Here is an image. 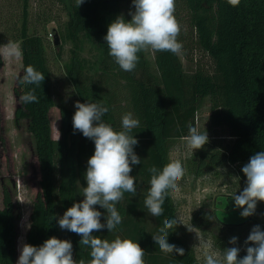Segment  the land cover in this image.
Wrapping results in <instances>:
<instances>
[{"label":"trees","instance_id":"16d2710c","mask_svg":"<svg viewBox=\"0 0 264 264\" xmlns=\"http://www.w3.org/2000/svg\"><path fill=\"white\" fill-rule=\"evenodd\" d=\"M28 1L23 0L19 34L22 76L32 65L45 79L39 87L21 85L19 80L15 87V118L30 121L28 132L36 143L37 192L26 243L39 247L53 236L66 239L73 245V258L87 262L90 249L80 245L79 235L60 229L58 219L73 203L81 201L79 184L86 186V161L95 146L82 133L74 132V113L66 106L60 107L61 137L53 136L51 111L56 101L51 72L44 39L28 33ZM131 1L85 0L77 7L76 0H60L69 17L65 37L73 46L66 68L81 102L106 106L103 120L114 130H122V117L129 112L140 122L130 133L138 140L134 152L141 159V164L132 166L136 193H124L116 205L123 221L115 230L104 228L93 235L109 241L120 236L138 242L145 250L147 264H199L194 251L179 237L177 226L170 230L168 242L182 247L183 256L164 254L153 240L165 219L177 220V210L170 190L163 215L154 217L155 224L149 227L150 213L144 205L151 179L148 168L155 165L162 169L169 162V142L189 134V126L195 127L196 114L208 99L212 126L227 128L234 138L227 150V162L236 166L240 179L246 181L243 166L251 156L264 151V0H241L237 7L227 0H175V14L185 12L199 49L213 60V73L202 68L187 70L179 54L154 51L151 57L149 50L138 53L134 71L122 70L109 55L104 37L109 24L123 15L121 4ZM30 90L39 102L21 103L19 97ZM95 207L102 213L101 222L106 223V210ZM16 209L7 190L0 210V264L18 261ZM260 227L264 230V225ZM239 255H246V248Z\"/></svg>","mask_w":264,"mask_h":264},{"label":"clouds","instance_id":"9594fccd","mask_svg":"<svg viewBox=\"0 0 264 264\" xmlns=\"http://www.w3.org/2000/svg\"><path fill=\"white\" fill-rule=\"evenodd\" d=\"M85 0H76L79 7ZM228 4L237 7L241 0H227ZM134 11H129L130 20L123 15L117 16L107 29L104 40L109 55L124 71L132 72L138 62V53L151 49L155 52L180 54L183 44L178 40L181 25L175 16V0H132ZM3 55L9 59L19 58L21 51L9 41L3 45ZM45 75L29 65L24 69L21 85L41 86ZM23 104L39 102L34 90L25 92L19 97ZM76 111L72 118L73 129L94 142L95 150L87 161L84 174L86 187L82 188L83 199L73 203L58 219L60 229L68 230L81 237L80 245L90 249L91 259L77 261L73 258V245L69 240L55 236L46 239L39 247L24 243L20 248L17 264H146L145 250L136 241L116 236L113 240L102 239L93 235L107 228L112 232L123 221L116 205L124 198V193H136V180L133 165L141 164V159L134 152L138 140L131 135L139 127V120L131 112L123 115L122 130L104 122L103 117L108 108L101 103H75ZM190 151L199 150L208 143L206 132L201 133L196 127L189 126V134L184 137ZM151 173L150 188L144 205L153 217L163 215V205L169 191H179V182L185 175V169L179 159L170 160L158 169L155 165L148 168ZM246 187L232 200L235 207L242 209L240 215L247 218L256 214L257 203L264 202V151L250 157L243 166ZM106 210V223L101 222L102 213L95 206ZM179 224L176 219H165L152 235L153 240L164 254L180 256L185 254L182 247L168 242L170 230ZM237 237H232L230 244H237ZM246 255L240 258L241 249L237 246L216 251L210 241L201 240L200 247L204 264H264V230L254 226L248 235L245 245Z\"/></svg>","mask_w":264,"mask_h":264},{"label":"rangeland","instance_id":"374dc122","mask_svg":"<svg viewBox=\"0 0 264 264\" xmlns=\"http://www.w3.org/2000/svg\"><path fill=\"white\" fill-rule=\"evenodd\" d=\"M28 5V33L41 36L45 42L56 101V107L51 111L53 136L58 139L62 126L60 107L66 106L75 113V103L81 102L66 68L73 48L65 37L69 17L60 0H29ZM121 6L123 15L131 19L132 1L123 2ZM175 16L181 25L178 40L183 44V50L179 56L185 68H202L213 73V60L199 49L185 12ZM22 23L23 0H0V210L4 208V194L8 190L17 208L18 258L22 244L26 243L32 202L37 192L34 173L37 163L33 156L36 143L28 132L30 121L15 118L18 105L15 87L22 76L19 40ZM53 29L56 33H52ZM55 34L59 36L58 46L54 44ZM9 41L20 49L19 58L9 59L3 55V45ZM149 53L154 57V51L149 49ZM210 107L211 103L206 99L195 117V127L208 135V143L203 148L190 151L184 138L169 142V161L179 159L185 169L179 191H172L179 222L177 232L194 251L199 264H204L201 240L212 242L216 251L233 246L244 250L251 229L264 225V202H258L256 214L247 218L240 215L242 209L235 207L232 197L246 187V181L240 179L237 167L227 162V150L234 138L229 136L227 128L212 126ZM83 187L80 183V200L83 199L80 195ZM209 217L211 220L207 219ZM147 219L149 227L154 226L155 219L151 214ZM232 237L238 238L236 245L229 243Z\"/></svg>","mask_w":264,"mask_h":264},{"label":"water","instance_id":"95a60500","mask_svg":"<svg viewBox=\"0 0 264 264\" xmlns=\"http://www.w3.org/2000/svg\"><path fill=\"white\" fill-rule=\"evenodd\" d=\"M52 33H56V30L53 29V30H52ZM54 44H55L56 46H58V45L60 44L59 36H58L57 34H55Z\"/></svg>","mask_w":264,"mask_h":264},{"label":"crops","instance_id":"0c3cea01","mask_svg":"<svg viewBox=\"0 0 264 264\" xmlns=\"http://www.w3.org/2000/svg\"><path fill=\"white\" fill-rule=\"evenodd\" d=\"M145 262H146V264H147V260H146Z\"/></svg>","mask_w":264,"mask_h":264}]
</instances>
